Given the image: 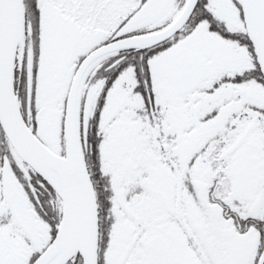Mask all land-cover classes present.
<instances>
[{
    "label": "snow or ice",
    "instance_id": "1",
    "mask_svg": "<svg viewBox=\"0 0 264 264\" xmlns=\"http://www.w3.org/2000/svg\"><path fill=\"white\" fill-rule=\"evenodd\" d=\"M0 264H264V0H0Z\"/></svg>",
    "mask_w": 264,
    "mask_h": 264
}]
</instances>
